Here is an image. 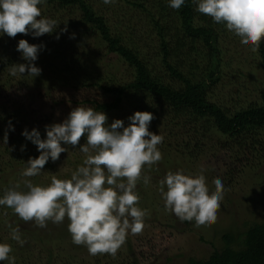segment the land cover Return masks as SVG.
I'll list each match as a JSON object with an SVG mask.
<instances>
[{"label": "rangeland", "instance_id": "obj_1", "mask_svg": "<svg viewBox=\"0 0 264 264\" xmlns=\"http://www.w3.org/2000/svg\"><path fill=\"white\" fill-rule=\"evenodd\" d=\"M87 1L98 14L105 17L112 32L120 36L122 43L147 62L153 76L175 88L182 87V82L171 75L163 61L161 38L147 11L151 9L153 0H141L145 7L128 0H116L113 4H104L103 0ZM40 7L43 16L58 22L52 33L39 37L23 33H17L15 37L6 34L0 36V130L5 133L8 118L15 114L20 123L12 125L13 130H8V134L25 128L31 131L35 127L43 139L45 125L62 122L78 105L92 107L90 101L110 100L111 95L102 86L127 84L133 80L134 71L118 54L109 51L108 44L99 32L85 23L79 7H60L58 3H45ZM202 15L206 20L211 19L205 14H200V17ZM211 22L219 35L222 66L212 79L202 73L203 64L198 68L200 77L206 79L204 83L208 100L229 112L259 104L264 89L259 49L255 53L251 52L222 24L212 19ZM57 34L59 39L56 38ZM19 39L44 45L34 62L42 71L34 78L19 74L13 77L8 72L9 65L24 62L16 49ZM197 46L200 53H207L201 43ZM191 56L187 62L183 56L174 59L185 74L190 73L186 63L191 64V60L198 57L194 52ZM95 82L100 83V86L92 84ZM125 108L118 115L106 114V122L111 124L114 119H121L127 126L128 114L135 111L129 104ZM163 119L158 123L151 121L149 125L150 131L163 136L162 143L158 145L163 158L153 167L147 168L145 175L150 177L148 185L143 184L142 180L137 183L140 196L138 204L149 211L142 232L129 233L114 256L107 253L92 256L84 245L72 242L67 218L55 229L52 228L54 223L49 221L50 237L44 239V244L33 243L28 251L27 237L24 240L27 260L23 264H45L48 258L47 245L56 253L53 264H133L135 261L137 264H189L193 259L206 260L215 252L226 257L230 252L241 249L244 231L264 219L262 147L252 153L242 152L237 157L233 155L232 145L227 138L212 128L203 131L199 126L189 123L170 124L165 120L166 117ZM85 142L82 135L76 146L67 145V152H62L54 162L49 159L42 172L29 179L35 184H47L52 175L69 178L71 171L82 162L83 154L78 148ZM21 145L25 146L23 150ZM29 146L34 149L33 155L26 153L28 146L25 143L12 148L8 141H0V194L18 182L23 189L25 178L20 173L25 162L30 156L34 158L39 155L33 143ZM177 169L193 175L203 170L210 192L214 191L213 180L218 178L223 182L226 191L217 210V218L211 225L181 222L172 212L164 210L158 182L167 171ZM15 217L18 218V224H15ZM22 224L27 223L11 209L0 207V242L20 245L11 239L9 225L18 226L20 230L19 225ZM0 264H7V261H0Z\"/></svg>", "mask_w": 264, "mask_h": 264}, {"label": "clouds", "instance_id": "obj_2", "mask_svg": "<svg viewBox=\"0 0 264 264\" xmlns=\"http://www.w3.org/2000/svg\"><path fill=\"white\" fill-rule=\"evenodd\" d=\"M116 0H103L113 4ZM46 0H0V36L15 37L17 33L39 37L52 33L57 20L41 14ZM168 6L180 9L185 0H167ZM195 10L205 14L217 24L240 39L241 45L257 52L264 40V0H193ZM63 31V30H62ZM59 39V34L56 36ZM43 44H30L19 39L16 49L23 63L8 66L11 76L30 75L33 78L42 71L35 65ZM154 115L149 111H135L127 117L108 124L103 111L92 107L76 106L62 122L45 125V137L34 127L22 130L21 135L31 141L39 155L29 157L20 175L24 177L23 189L18 182L0 194V207H6L25 222L33 221L40 228L47 223L59 224L68 219L67 229L76 245H84L92 256L115 255L129 233L139 234L145 227L148 209L138 204L140 196L137 183H150L145 168H151L162 160L158 145L163 136L149 130ZM9 121L3 141L7 143ZM85 143L78 150L82 162L71 171L69 178L52 175L47 184H35L29 178L42 172L46 162L56 161L67 145L76 146L81 136ZM64 145V146H62ZM25 146L21 145V150ZM164 210L172 212L181 222L192 221L196 225H211L217 218V210L226 191L220 179L212 181L210 192L203 170L199 174L186 173L183 169L169 170L159 180ZM10 237L18 244L19 227L9 225ZM9 243L0 242V261L15 264Z\"/></svg>", "mask_w": 264, "mask_h": 264}, {"label": "trees", "instance_id": "obj_3", "mask_svg": "<svg viewBox=\"0 0 264 264\" xmlns=\"http://www.w3.org/2000/svg\"><path fill=\"white\" fill-rule=\"evenodd\" d=\"M128 1L145 7L141 4V0ZM46 3H58L60 7L71 5L79 7L85 23L99 32L101 38L108 44L109 51L118 54L134 71L133 80L127 84L102 86L111 98L102 102L90 101L92 108L103 111L105 114L118 115L119 112L125 111V106L129 104L134 111L152 112L155 117L152 121L155 123L166 117L165 120L170 124L189 123V125L199 126L203 131L212 128L227 138L232 145L234 156L238 157L242 152H255L259 150V147H262L264 151V89L261 92L259 104L235 112H229L207 98V88L204 83L206 79L200 77L198 68L203 64L202 73L212 79L221 70L222 56L215 26L211 19L206 20L204 15L200 17L201 13L195 10L193 0H185V4L178 10L169 7L167 0H153L151 9L147 10L151 23L161 38L163 61L171 75L182 82L180 88H175L153 76L147 62L142 60L137 52L122 43L120 36L112 32L105 17L98 14L87 0H46ZM153 9L156 11L153 12ZM200 43L206 47L207 53L199 52L197 45ZM193 52L198 57L191 60L193 61L191 64L186 63L189 66L188 73L190 71L191 74H185L175 64L174 59L183 56L186 62L190 61ZM259 53L264 72V40L260 44ZM92 84L100 86L98 82ZM9 121L12 125L20 123L15 114L8 118V123ZM21 132L19 129L15 133H9L8 143L12 148L16 144L25 143L28 146L26 153L33 155L34 149L29 146L32 142L22 136ZM4 134L0 130V141H3ZM146 170L147 168L143 170L142 175H145ZM15 219V224H18V218L15 217ZM32 222L19 225L21 238L28 239V251L31 245H34L33 243L44 244V239L50 237L49 230H51L48 227L49 222L44 228H38ZM52 225L55 229L61 226V223ZM10 245L15 264H23L27 260V246L24 244L15 246V242H11ZM46 249L48 258L45 264H53L56 253L49 245ZM189 264H264V219L252 224L244 231L243 244L238 251H232L226 257L215 252L206 260L193 259Z\"/></svg>", "mask_w": 264, "mask_h": 264}]
</instances>
